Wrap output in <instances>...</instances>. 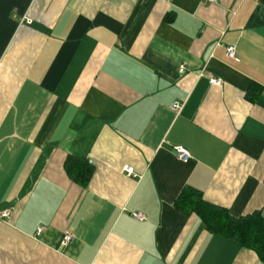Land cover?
<instances>
[{
    "label": "crops",
    "instance_id": "obj_1",
    "mask_svg": "<svg viewBox=\"0 0 264 264\" xmlns=\"http://www.w3.org/2000/svg\"><path fill=\"white\" fill-rule=\"evenodd\" d=\"M188 186L264 215V0H0V264H264Z\"/></svg>",
    "mask_w": 264,
    "mask_h": 264
},
{
    "label": "trees",
    "instance_id": "obj_2",
    "mask_svg": "<svg viewBox=\"0 0 264 264\" xmlns=\"http://www.w3.org/2000/svg\"><path fill=\"white\" fill-rule=\"evenodd\" d=\"M66 170L71 178L87 185L93 174V166L80 157L66 161ZM184 213H195L209 232L238 241L243 247L254 250L264 261V215L260 211L235 217L219 205L206 201L201 191L186 187L175 202Z\"/></svg>",
    "mask_w": 264,
    "mask_h": 264
},
{
    "label": "built area",
    "instance_id": "obj_3",
    "mask_svg": "<svg viewBox=\"0 0 264 264\" xmlns=\"http://www.w3.org/2000/svg\"><path fill=\"white\" fill-rule=\"evenodd\" d=\"M204 1H213V0H204ZM226 55L228 58H235L236 57L235 45L231 44V45L226 47ZM180 69L183 72L185 70L184 65H182L180 67ZM210 83H211V85L222 86L223 80L220 77L211 76L210 77ZM183 105H184V101L177 100L173 103L172 108L175 111H179L183 107ZM174 150H175L177 157L184 162H187L191 158L190 151L185 146H182V145L175 146ZM126 171H128L129 173H132V168L126 167ZM12 212H13L12 208H6V209L0 211V220L10 219V217L12 216ZM133 216L139 220H145L146 219L145 215L141 212H134ZM44 229H45L44 226H39L37 231H36V235H40L44 231ZM72 239H73V235L71 233H68V232L65 233V235L62 239V242H61L62 246H65L68 243H70V241H72Z\"/></svg>",
    "mask_w": 264,
    "mask_h": 264
}]
</instances>
